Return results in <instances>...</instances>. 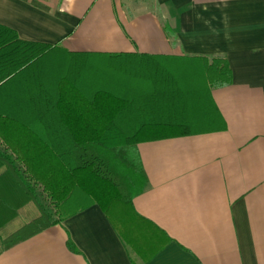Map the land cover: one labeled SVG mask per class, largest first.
I'll list each match as a JSON object with an SVG mask.
<instances>
[{"label": "crops", "instance_id": "1", "mask_svg": "<svg viewBox=\"0 0 264 264\" xmlns=\"http://www.w3.org/2000/svg\"><path fill=\"white\" fill-rule=\"evenodd\" d=\"M0 26L73 54L222 58L232 72L210 92L226 130L146 136L148 186L130 207L92 204L0 264H264V0H0ZM12 85L5 103L26 96ZM12 180L0 168V244L38 215Z\"/></svg>", "mask_w": 264, "mask_h": 264}, {"label": "trees", "instance_id": "2", "mask_svg": "<svg viewBox=\"0 0 264 264\" xmlns=\"http://www.w3.org/2000/svg\"><path fill=\"white\" fill-rule=\"evenodd\" d=\"M10 84L26 96L0 99V168L38 215L0 252L92 204L130 207L148 186L137 144L226 130L210 92L232 72L222 58L73 54L0 26V89Z\"/></svg>", "mask_w": 264, "mask_h": 264}, {"label": "rangeland", "instance_id": "3", "mask_svg": "<svg viewBox=\"0 0 264 264\" xmlns=\"http://www.w3.org/2000/svg\"><path fill=\"white\" fill-rule=\"evenodd\" d=\"M44 203L46 204V206H48L49 205V202L48 201H46L45 199H44ZM30 221V220H29Z\"/></svg>", "mask_w": 264, "mask_h": 264}]
</instances>
